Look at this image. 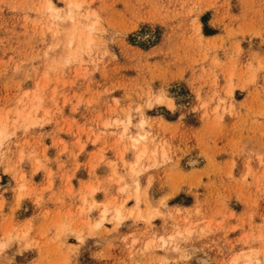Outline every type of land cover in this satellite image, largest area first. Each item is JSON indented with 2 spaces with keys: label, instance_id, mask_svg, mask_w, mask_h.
<instances>
[{
  "label": "rangeland",
  "instance_id": "obj_1",
  "mask_svg": "<svg viewBox=\"0 0 264 264\" xmlns=\"http://www.w3.org/2000/svg\"><path fill=\"white\" fill-rule=\"evenodd\" d=\"M0 128V264H264V0H0Z\"/></svg>",
  "mask_w": 264,
  "mask_h": 264
},
{
  "label": "bare ground",
  "instance_id": "obj_2",
  "mask_svg": "<svg viewBox=\"0 0 264 264\" xmlns=\"http://www.w3.org/2000/svg\"><path fill=\"white\" fill-rule=\"evenodd\" d=\"M72 1H73V0H72ZM74 3H77V2H74ZM79 3H80V2H79ZM79 3H78V4H79ZM72 4H73V3H72ZM72 4L70 3V6H67V9H68V7H69V8H72V7L76 8L75 5H76V6L78 5V4H75V5L73 4V5H74V6H73ZM67 5H69V4H67ZM71 5H72V7H71ZM79 5H80V4H79ZM46 6L49 7L48 4H47ZM51 6H52V5H51ZM51 6H50L49 8H47V9L45 8L46 11H47L48 9L51 11ZM78 7H79V6H78ZM78 7H77V8H78ZM53 11H54V10H53ZM70 11H71V10H70ZM51 12H52V11H51ZM54 12H55V11H54ZM69 13H70V12H68L67 14H69ZM51 14H52V13H51ZM55 14H56V12H55ZM67 14H66V15H67ZM86 14H87V13H86ZM57 15H58V14H57ZM57 15H54L55 17L53 16V17L55 18L54 20L57 19V18H56ZM66 15H65V16H66ZM69 15H70V14H69ZM63 16H64V15H63ZM87 16L89 17V15H87ZM66 17H67V18H66ZM66 17H64V19H63V18H61V19H62L63 21H64V20L69 21L70 26L73 25V26L75 27L74 24H71V23H75V22H76L75 19H74V17H73V16H66ZM88 17H86V15H85V16H84V20H86ZM65 18H66V19H65ZM89 19H90V18H89ZM56 21H58V19H57ZM81 21H82V20H81ZM87 21H88V20H87ZM59 22H60V20H59ZM93 22L96 23V21H93ZM61 23H62V22H61ZM64 23H65V22H64ZM91 24H92V25L89 24L88 27H89V26L91 27V26L95 25V24H93L92 22H91ZM73 26L71 27V29H72L71 32L73 31V29H75ZM76 26H77V23H76ZM88 27H87V26L85 27V25H81V28L78 27L77 29H79L80 31H79V32L77 31V34H78V35H77L76 39H77V38H78V39H81V37L83 36V33H84L83 31L86 30V29H88ZM85 28H86V29H85ZM68 29H69V28H68ZM77 29H76V30H77ZM83 29H84V30H83ZM89 29H91V28H89ZM90 31H92V30H90ZM75 32H76V31H75ZM88 32H89V31H88ZM88 32H86V33H88ZM72 33H74V32H72ZM72 33H70V38H69V36H68V38H69V40L67 41V46H68V47L71 45V42H72V37H71V36H73ZM86 37H89V35L86 36ZM86 37H85V40H84V39H83V40H84L86 43H87V42L90 43V41H87L88 38H86ZM83 38H84V37H83ZM78 39H77V40H78ZM90 39H92V38H89V40H90ZM92 41H93V40H92ZM85 42H84V43L82 42V43L85 44V46H86V43H85ZM77 44H78V43H76V45H77ZM77 47H79V44H78V46H75V48H74L76 51H77V49H76ZM79 48H80V47H79ZM79 48H78V50H80ZM86 48H87V46H86ZM73 52H74V51H73ZM74 53H75V52H74ZM75 54H76V53H75ZM75 54H74V55H75ZM69 57H70V55H69ZM229 88H230V87H229ZM227 89H228V88H226V90H227ZM230 91H231V88H230ZM230 91H229V92H230ZM226 94H227V93H226ZM162 99H165V98H163V97H162V98H158V97H157L156 101H157L158 103H160V102H162ZM164 101H167V100L165 99ZM158 103H157V104H158ZM164 104H165V103H164ZM172 104H173V103L171 102V100L168 99V101L166 102L167 107H168V108L172 107ZM32 105H33V104H32ZM204 105H205V104H204ZM201 106H203V105H201ZM21 108H22V107H21ZM29 108H32V106L29 107ZM37 108H39V107H37ZM215 109H216V107H215ZM15 111H16V110H15ZM47 111H48V110H47ZM18 113H19V112H18ZM47 114H48V112H47ZM18 116H20V115L18 114ZM23 119H24V118H23ZM25 119H26V118H25ZM142 119H143V118H142ZM45 121H46V120H45ZM107 121H108V120H107ZM115 121H116V120H115ZM125 122H126V121H125ZM139 122H140V125H143V123H144L143 121H139ZM105 123H107V122H105ZM30 125H31V123H30ZM102 125H103V124H102ZM106 125H107V124H106ZM145 125H146V124H145ZM104 126H105V125H104ZM139 127H140V126H139ZM0 129H2V128H0ZM5 129H6V128H5ZM5 129L3 128V130H0V143H1V140H2L3 138H4V139L7 138V137H6L7 135L4 134V132H3ZM9 129H10V128H9ZM10 130H11V129H10ZM6 131H7V130H6ZM6 131H5V133H8V131H7V132H6ZM124 131H126V130H124ZM10 133H11V132H10ZM12 133H13V132H12ZM125 134H126V133H125ZM5 135H6V136H5ZM9 135H11V134L8 133V137H9ZM136 135H137V137H134V136H133V137L131 138V140H130V141H132V145H131V144H130V145L133 146V147L136 146L137 143L141 142L140 140H143V141H144V140L146 139V137H147V136L145 137V135H143V134H136ZM146 135H147V133H146ZM4 136H5V137H4ZM129 137H130V136H129ZM2 141H3V140H2ZM150 141H151V140H150ZM3 142H4V141H3ZM151 142H152V141H151ZM146 143H147V142H146ZM148 144H149V143H148ZM80 145H82V144H80ZM153 145H154V144H153ZM138 146L140 147V145H138ZM159 146H160V145H159ZM142 147H143V146H142ZM159 148H160V147H159ZM162 148H163V147H162ZM133 149H135V147H134ZM136 149H137V148H136ZM19 151H20V150H19ZM160 151H161V150H160ZM118 152H119V151H118ZM138 152H139V153H138ZM138 152H137V153H138V158H141L143 155H145L146 150H145V148H142V149H141L140 151H138ZM149 152H150V151H149ZM155 152H156V151H154L153 153L156 154ZM163 152H164V151H163ZM163 152H162V154H163ZM20 153H22V151H21ZM153 153H152V154H153ZM96 154H97V153H96ZM149 154H150V153H149ZM152 154H151V155H152ZM151 155H150V157H151ZM148 156H149V155H148ZM136 157H137V154H136V156H135V159H137ZM156 157H157V156H156ZM156 157H155V158H156ZM147 158H148V157H147ZM147 158H146V160H147ZM153 159H154V158H153ZM137 160H139V159H137ZM137 160H136V161H137ZM142 160H143V159H142ZM149 160H150V159H149ZM155 160H156V159H155ZM153 161H154V160H153ZM142 162H143V161H142ZM34 163H36V162H34ZM137 163H138V162H137ZM33 167H34V165H33ZM36 167H37V166H36ZM149 167H150V166H149ZM132 170H133V168H132ZM132 170L130 169V171H131L132 173H134ZM135 172H136V171H135ZM136 173H137V172H136ZM20 177H22V174H20ZM21 185H22V184H21ZM124 185H125V184H124ZM121 188H124V187H121ZM119 189H120V188H119ZM70 190H71V189H70ZM138 190H139V189H138ZM121 191H123V190L121 189ZM133 196H134V195H133ZM138 197H139V196H138ZM163 198H165V197H163ZM135 199H136V197H135ZM144 199H145V198H144ZM84 201H85V200H84ZM84 201H83V203H84ZM144 201H145V200H144ZM87 204H88V203H87ZM88 206H89V205H88ZM91 206H92V204H90V207H91ZM84 207H85V206H84ZM115 207H116V206H115ZM118 207H120V206H118ZM121 208H122V205H121ZM102 209H103V207H102ZM106 209H107V208H106ZM106 209H103V210H104V213L106 212V211H105ZM111 209H112V208H111ZM117 209H118V208H117ZM117 209L114 208V209H113V211H114L113 213H115V211H116V216H117V219L119 220V219L121 218V217H120V214H121V213H120V210H121V209H120V210H117ZM122 209H123V208H122ZM82 210H83V209L81 208L80 211H82ZM146 210H147V209H146ZM68 211H69V210H68ZM147 211H148V210H147ZM101 212H103V211H101ZM101 212H100V213H101ZM151 212H152V211H151ZM132 213H133V212H132ZM138 213H139V212H138V210H137V214H136V212H135L136 216H137L138 218H141V217H140L141 215L138 214ZM145 213H146V212H145ZM154 213H155V212H154ZM128 214H129V212H128ZM130 214H131V212H130ZM130 214H129V215H130ZM135 214H134V215H135ZM102 215H103V214H102ZM114 215H115V214H114ZM139 215H140V216H139ZM144 215H145L144 217H146V215H147V217H146V218H142L143 221H144L145 219L148 220L147 218L149 217V216H148V215H149V212H148V214L146 213V214H144ZM151 215H152V214H150V216H151ZM116 216H115V219H116ZM136 216H135V217H136ZM112 217H113V216H112ZM137 217H136V218H137ZM138 218H137V219H138ZM102 219H103V217H102ZM115 219H114V220H115ZM117 219H116V221H118ZM120 220H121V219H120ZM96 223H98V222H96ZM100 223H101V222H100ZM93 224H94V223H93ZM58 225H59V224H58ZM98 225H99V224H94V226H92V227L95 228V226H98ZM60 226H61V225H60ZM23 228L25 229V227H23ZM24 229H23V230H24ZM59 229H60V227H59ZM21 230H22V229H21ZM26 230H27V229H25V232H26ZM184 230H185V229H184ZM187 230H189V229L187 228L186 231H187ZM189 231H190V230H189ZM25 232H24L23 234H25ZM187 232H188V231H187ZM20 233H22V232H20ZM20 233H19V234H20ZM23 234H22V235H23ZM176 234H177V233H176ZM17 235H18V234H17ZM22 235H20V236L22 237ZM178 235H179V234H178ZM18 236H19V235H18ZM20 236H19V238H21ZM78 236H79V235H78ZM13 237H14V236H13ZM13 237H12V238H13ZM170 237H171V236H170ZM4 238H6V236H5ZM14 238H15V237H14ZM168 238H169V237H168ZM9 239H10V238H9ZM159 239L162 240L161 237H160ZM1 240H2V239H1ZM5 240H7V239H5ZM8 241H9V240H8ZM6 242H7V241H6ZM6 242H4V243H6ZM50 242H52V241H50ZM130 242H131V241H130ZM133 242H134V241H133ZM4 243H3V244H4ZM163 243H164V242H163ZM163 243H162V241H161V245H162ZM3 244L0 242V248L3 247ZM54 250H55V249H54ZM67 251H68V250H67ZM252 251H253V250H252ZM249 253H250V252H249ZM233 258H234V256H233ZM235 260H236V259H235ZM231 264H232V263H231ZM248 264H250V262H249Z\"/></svg>",
  "mask_w": 264,
  "mask_h": 264
}]
</instances>
